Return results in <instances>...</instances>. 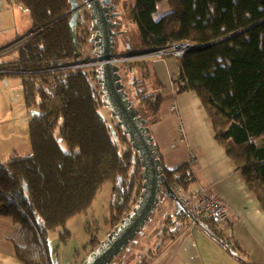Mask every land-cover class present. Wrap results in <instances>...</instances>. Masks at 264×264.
Segmentation results:
<instances>
[{"label":"trees","instance_id":"16d2710c","mask_svg":"<svg viewBox=\"0 0 264 264\" xmlns=\"http://www.w3.org/2000/svg\"><path fill=\"white\" fill-rule=\"evenodd\" d=\"M19 1L28 11L31 35H18L0 46L3 50L19 43L13 50L14 59L0 60V69L21 76L25 104L33 111L28 123L31 154L0 162V216L18 224L13 246L19 262L54 264L48 254V233L63 227L59 240L66 241L70 232L65 222L91 205L104 181L121 177L110 203L115 215L113 226L118 224L133 206V189L135 199L138 196L141 167L121 127L107 124L98 109L102 96L96 67H73L89 63L95 56L83 60L75 56L68 25L69 0ZM161 2L167 3L168 11L154 20ZM129 14L137 25L138 41L127 49V56L152 53L170 42L194 44L176 58L177 71L171 77L173 93H195L216 142L264 213V0H132ZM79 22L80 18L75 27L77 46L89 41L87 30L84 34V25ZM89 27L86 29L91 31ZM142 62L125 63V67L131 70L137 66L144 71ZM131 78L128 84L135 88V96L147 113L139 117L150 127L165 99L142 90L134 74ZM159 159L171 188H185L192 181L194 156L173 169L164 166L160 153ZM162 199L172 200L176 208L177 216L170 220L168 229L180 225L181 214L195 218L164 190L159 201ZM195 219L228 247L219 227L223 225L209 218ZM98 243L92 236L84 250L89 247L90 252ZM234 248L240 249L237 243Z\"/></svg>","mask_w":264,"mask_h":264},{"label":"crops","instance_id":"0c3cea01","mask_svg":"<svg viewBox=\"0 0 264 264\" xmlns=\"http://www.w3.org/2000/svg\"><path fill=\"white\" fill-rule=\"evenodd\" d=\"M0 5L1 10H7L10 13L19 12V17L24 12L23 8L18 9L20 11L16 10L20 8L17 1L14 3L13 0H0ZM1 24H3L2 19ZM17 24L13 23L6 27L12 32ZM168 59L167 56L136 59L137 62L143 61L141 64L146 65L147 73L144 74L142 85L144 86V81H151V74L148 71L149 63L152 67V75L162 85L161 96L165 99L159 104L157 113L153 116L150 131L167 169L186 163L190 156L194 155L190 151L200 145L197 134L203 132L208 152L204 158H195L191 166L193 179L184 188V192L189 193L203 187L229 205L231 213L228 221L225 225L219 226L223 234L221 235L228 240L229 245L224 247L207 231H204L199 223L193 224L192 219L184 213V215L181 214L180 225L176 229L171 228L169 231H161L158 234L159 242L161 243L163 239V243L159 247L158 255L151 259L150 264H246V262L264 264V213L247 189L243 177L225 155L224 149L216 142L210 121L195 93L191 91L173 93L171 77L177 71V59L174 58L176 63H171ZM171 105L175 107L177 105L176 113L172 112ZM179 126L184 131V140L179 142L180 145L172 146L171 143H174L177 132L179 137ZM192 140L198 144L193 143L191 146ZM163 203L167 209L175 210L170 200L164 199ZM173 213L174 211L166 212L167 219L172 220L170 216ZM192 224L197 226L195 229L198 231L192 230ZM242 226L246 231H239ZM167 227L170 228V224ZM260 228L263 231H260ZM17 230L18 224L11 218L0 216V264H22L17 260L13 246ZM145 238L141 240H147L146 236ZM167 242L165 252L168 249L170 252L166 261H163L164 245ZM236 243L240 247V249L237 248L239 258H234L230 254V249L235 251L233 247ZM151 244L148 241L141 243L147 248L146 252L151 250ZM260 250L262 257L258 256Z\"/></svg>","mask_w":264,"mask_h":264},{"label":"rangeland","instance_id":"374dc122","mask_svg":"<svg viewBox=\"0 0 264 264\" xmlns=\"http://www.w3.org/2000/svg\"><path fill=\"white\" fill-rule=\"evenodd\" d=\"M13 1L14 3L17 1L20 7L16 8V10L23 8L24 12H22L21 17H19V12L10 13L7 10H1L0 5V46L5 45L14 40L16 35L28 33L29 29L31 28V20L29 18L28 11L24 8V6L19 0ZM77 1L78 3H81V0ZM112 2L115 6L114 12L117 13L116 17L113 18L114 22H116V26L113 28V31L115 32V35L113 36V54L115 56H121L126 53L128 47L131 48L136 46L138 41V28L129 14V5L132 3V0H112ZM162 7H164V9H162ZM167 11V3H159L157 5L156 12L153 15L154 20H157L161 16V14ZM79 13L82 18V16L84 15L83 9L79 10ZM1 19L3 21V24H1ZM13 23L18 24L17 26H15V28L12 29L11 32V30L8 29L6 26H11ZM90 24L91 21L88 23V26H90ZM29 35H31V33H28L26 37H28ZM93 35L94 33L92 31H89L87 40L93 37ZM18 44L19 43L17 42L15 44L7 46V48L3 50H0V60H13L15 57L13 50ZM93 50L94 47L90 41H82L78 46V51L81 53L79 59L83 60L87 57L91 58L93 56ZM167 57L169 58L168 61H170L171 63H176L174 60V58L176 57L171 55ZM122 63L123 62L119 63L118 72L121 75V82L124 84V89L128 93V98L134 101L132 105L137 108L138 111L140 110L139 116H145L147 113L146 110L142 109V101L137 96H135L136 90L133 85H131L130 83L128 84V81H130L132 74H134L135 76H137V82L141 86V89L145 90L146 92L152 93L154 96H156L157 94H161L162 85L159 84L157 82V78L152 75L151 64L148 63V71L151 74V81H144L143 86L142 84H140V76L142 72L147 73V70L144 69V71H142L137 66H134L131 70H127L125 64ZM125 63L135 64L138 62L135 58H130L127 59ZM88 66L90 65L82 67L87 68ZM0 72H3V75L0 77V162L7 163L14 156H27V154H31L28 123L33 114V111L25 104L24 93L21 84V76L10 69H0ZM142 79H144V76ZM178 107L180 106L178 105ZM98 109L107 124L110 125L116 123V119L113 118L107 106L100 104ZM57 134L58 133L56 128L55 135L57 136ZM197 135L200 138V145H197L195 148H192L190 152L194 154L193 156H195V158L197 157V159H201L206 157L208 151L206 148L203 132ZM179 142L180 141L177 132L175 141L174 143H171V145H180ZM193 143L198 144L195 140H192L190 145L192 146ZM120 147H123V144H120ZM118 181H104L98 188L91 205L85 211L70 217L65 222L64 227L70 232V236L66 239V241L59 240V233L60 231L62 233L63 227H59L48 233V254L50 260L54 264H80L87 256L90 250L89 247L86 248L87 251H85L84 248L88 246L91 237L94 236L96 239L101 241L107 236L108 232L111 229V226L113 227V223L115 222V215L111 214L110 203L113 194V189L116 185L119 184ZM176 188H172L175 195ZM179 188L185 191L182 186H179ZM195 191L196 189L192 190V192ZM135 197L136 188L133 189L131 192V206L134 203ZM163 200L164 199L158 202L156 209L151 214L150 220L146 222L145 226L141 229V233L137 234V239L135 238L134 241L129 244L128 248L122 251L116 258H114L110 264H150L151 259L158 255L159 247L163 243L162 238H160L162 239V242H159L158 234L161 231H166V229H168L167 225L170 222V218L167 219L168 217H166L165 214L166 212L168 213L174 211V213L170 217L175 218L177 216L176 208L173 201L170 200V202H172V205H174L175 210L173 208L167 209L163 203ZM177 201L179 202L178 199ZM219 201L222 202L224 205L229 206L222 199H220ZM184 210L186 209L184 208ZM192 223L197 225L198 220L192 218ZM193 224L192 230L198 231L195 229L197 228V226ZM169 230L170 229H168V231ZM239 231L246 230L242 226V229H240ZM260 231L263 230L260 228ZM182 233H184V231H182ZM145 235L147 237V240H141V238ZM147 241L148 243H152L151 250L149 252H146L147 248L141 245V243ZM167 246L168 242L166 243V245H164L165 248L163 253V261H166V258L169 256L170 250L168 249L165 252ZM234 250L236 252L230 249V254L234 258H239L240 255H238L237 253L239 250L237 248H234ZM258 256L262 257L261 250L258 251ZM153 262L154 261H152V263Z\"/></svg>","mask_w":264,"mask_h":264},{"label":"water","instance_id":"95a60500","mask_svg":"<svg viewBox=\"0 0 264 264\" xmlns=\"http://www.w3.org/2000/svg\"><path fill=\"white\" fill-rule=\"evenodd\" d=\"M111 1L81 0V3H78L77 0H69L68 25L73 48L76 51L75 56L79 57L81 53L78 51L75 27L80 17L79 10L88 12L92 24L89 28L94 33L89 41L93 44L95 56L89 63H93L96 67L102 104L108 107L135 151L141 167L142 182L138 196L129 212L110 229L103 240L88 252L80 264H110L128 248L136 235L141 233V229L156 209L163 190L169 198L177 199L173 189L167 183L150 128L145 125L146 120L139 117L138 110L133 107L121 82L117 61L124 55L113 54V36L115 35L113 28L116 26L113 18L117 13L114 12L115 6ZM117 179L120 180L121 177Z\"/></svg>","mask_w":264,"mask_h":264},{"label":"built area","instance_id":"2783aa9c","mask_svg":"<svg viewBox=\"0 0 264 264\" xmlns=\"http://www.w3.org/2000/svg\"><path fill=\"white\" fill-rule=\"evenodd\" d=\"M193 45L194 44L186 41L170 42L166 47L158 49L152 53H144L134 56H127L126 54H123L124 56L118 59L117 64L120 62L125 64V61L130 58H161L169 55L179 58ZM86 65L93 66V63H76L73 67H82ZM171 109L173 113H176V107L174 105H171ZM184 137V131L182 127L179 126V141H183ZM175 192L176 197L182 206L195 218H209L217 225H224L227 223L231 209L229 206L220 202V199L213 193L207 192L204 188H198L195 192L191 191L189 193H185L179 187L176 188Z\"/></svg>","mask_w":264,"mask_h":264},{"label":"flooded vegetation","instance_id":"af4514ba","mask_svg":"<svg viewBox=\"0 0 264 264\" xmlns=\"http://www.w3.org/2000/svg\"><path fill=\"white\" fill-rule=\"evenodd\" d=\"M111 3L113 4V2L111 1ZM84 13V15L82 16V18H81V15H80V19H81V22H82V19H83V28H85V29H83L84 31H85V33L84 34H86V30H87V33H88V35H89V31H88V29H86V26H88V23L90 22V20L88 19L89 18V14H88V12H83ZM86 14H88V18L86 19ZM88 38V37H87Z\"/></svg>","mask_w":264,"mask_h":264},{"label":"bare ground","instance_id":"6f19581e","mask_svg":"<svg viewBox=\"0 0 264 264\" xmlns=\"http://www.w3.org/2000/svg\"><path fill=\"white\" fill-rule=\"evenodd\" d=\"M146 239V238H145Z\"/></svg>","mask_w":264,"mask_h":264}]
</instances>
